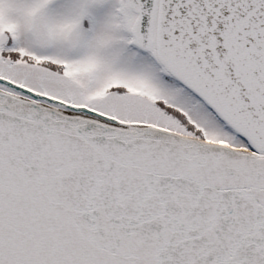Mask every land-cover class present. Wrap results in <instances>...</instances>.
Instances as JSON below:
<instances>
[{
  "label": "snow or ice",
  "instance_id": "6c2138e0",
  "mask_svg": "<svg viewBox=\"0 0 264 264\" xmlns=\"http://www.w3.org/2000/svg\"><path fill=\"white\" fill-rule=\"evenodd\" d=\"M0 264H264V0H0Z\"/></svg>",
  "mask_w": 264,
  "mask_h": 264
}]
</instances>
